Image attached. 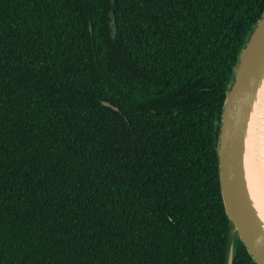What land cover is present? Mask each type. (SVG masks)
<instances>
[{
  "label": "trees",
  "instance_id": "obj_1",
  "mask_svg": "<svg viewBox=\"0 0 264 264\" xmlns=\"http://www.w3.org/2000/svg\"><path fill=\"white\" fill-rule=\"evenodd\" d=\"M263 14L264 0H0V264H228L232 243L233 264H257L217 145Z\"/></svg>",
  "mask_w": 264,
  "mask_h": 264
},
{
  "label": "water",
  "instance_id": "obj_2",
  "mask_svg": "<svg viewBox=\"0 0 264 264\" xmlns=\"http://www.w3.org/2000/svg\"><path fill=\"white\" fill-rule=\"evenodd\" d=\"M263 80L264 14L240 52L221 113L217 145L220 186L227 215L233 232L257 264H264V224L248 192L244 151L250 115ZM234 256L232 243L228 264H233Z\"/></svg>",
  "mask_w": 264,
  "mask_h": 264
},
{
  "label": "bare ground",
  "instance_id": "obj_3",
  "mask_svg": "<svg viewBox=\"0 0 264 264\" xmlns=\"http://www.w3.org/2000/svg\"><path fill=\"white\" fill-rule=\"evenodd\" d=\"M244 168L248 192L264 224V80L248 123Z\"/></svg>",
  "mask_w": 264,
  "mask_h": 264
}]
</instances>
